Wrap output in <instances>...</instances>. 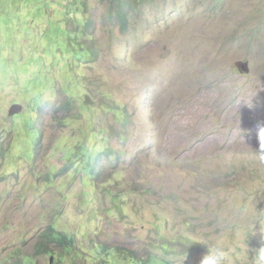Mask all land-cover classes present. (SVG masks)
Instances as JSON below:
<instances>
[{"label": "rangeland", "instance_id": "1", "mask_svg": "<svg viewBox=\"0 0 264 264\" xmlns=\"http://www.w3.org/2000/svg\"><path fill=\"white\" fill-rule=\"evenodd\" d=\"M109 8L0 0V264H113L114 253L115 264L131 254L200 264L208 247L240 253L226 264H254L264 242V0H157L126 30ZM64 97L74 104L57 114ZM15 103L22 110L10 115ZM123 108L132 125L121 139ZM88 133L117 154L91 183L69 167Z\"/></svg>", "mask_w": 264, "mask_h": 264}, {"label": "trees", "instance_id": "2", "mask_svg": "<svg viewBox=\"0 0 264 264\" xmlns=\"http://www.w3.org/2000/svg\"><path fill=\"white\" fill-rule=\"evenodd\" d=\"M110 8L109 12L113 15L114 20L118 22L121 29L126 30L128 27V23H130L135 16H139L144 10L142 8L145 4H155L157 0H109ZM93 24L92 19H88L83 27V33H87L90 30L91 25ZM86 49V48H85ZM88 50V49H87ZM89 52V50H88ZM62 95V93H61ZM73 99L71 97H64L60 102L59 99H56L51 108H54L57 114H61V112L65 110H70L72 107ZM43 110V108L41 109ZM120 120L123 131H121L120 136L121 139L126 138L129 133L130 126L132 125V121L130 118V114L128 113L126 108H123L120 111ZM69 118L66 116L65 119ZM64 120V117H63ZM32 131L35 134L34 137V152L37 153V147L41 142V137L43 133V129L41 124L34 123L32 126ZM88 138L85 137L76 148L71 147L70 151L73 152V157L69 159V167L73 171H77L79 173L80 179L85 183L93 182L100 172V168L103 166L104 156L111 157L113 155H117L116 152L112 151L110 146L101 145L96 139L90 138L89 133L87 134ZM90 138V139H89ZM39 148V147H38ZM6 152V146L4 143H0V160L3 159ZM50 230H54L53 226L49 227ZM47 231L44 233L48 237L51 234V231ZM58 243L68 242V235L66 233L57 232L55 235ZM162 250H170V246H162ZM153 254H150L149 258L146 260H135L136 256L131 254L129 256V261L132 264H172V261L166 258H158L153 257ZM28 256H25L18 262V264H23L24 260ZM118 255L116 253L113 254L111 258L112 263L115 264L117 261Z\"/></svg>", "mask_w": 264, "mask_h": 264}, {"label": "clouds", "instance_id": "3", "mask_svg": "<svg viewBox=\"0 0 264 264\" xmlns=\"http://www.w3.org/2000/svg\"><path fill=\"white\" fill-rule=\"evenodd\" d=\"M258 136L261 141V146L264 147V125L258 126ZM229 252L231 259H240V253L236 249H230L226 252L219 247H208L207 251L202 255L200 264H226L229 260ZM254 264H264V242H262L254 256Z\"/></svg>", "mask_w": 264, "mask_h": 264}, {"label": "water", "instance_id": "4", "mask_svg": "<svg viewBox=\"0 0 264 264\" xmlns=\"http://www.w3.org/2000/svg\"><path fill=\"white\" fill-rule=\"evenodd\" d=\"M238 67L241 68V72H245V73H248L250 71V68H249V63L247 62H241L239 61L237 63ZM22 105L19 104V103H15L11 106L10 110H9V114L10 115H16L18 114L21 110H22Z\"/></svg>", "mask_w": 264, "mask_h": 264}]
</instances>
